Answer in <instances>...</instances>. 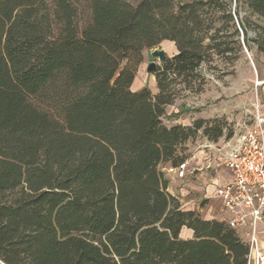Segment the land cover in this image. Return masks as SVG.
I'll use <instances>...</instances> for the list:
<instances>
[{
	"label": "trees",
	"instance_id": "trees-1",
	"mask_svg": "<svg viewBox=\"0 0 264 264\" xmlns=\"http://www.w3.org/2000/svg\"><path fill=\"white\" fill-rule=\"evenodd\" d=\"M86 1L80 24L73 0H0V261L248 264L238 232L184 209L160 166L199 131L224 136L163 118L213 55H264V0ZM162 42L177 53L158 93L134 91Z\"/></svg>",
	"mask_w": 264,
	"mask_h": 264
},
{
	"label": "rangeland",
	"instance_id": "rangeland-1",
	"mask_svg": "<svg viewBox=\"0 0 264 264\" xmlns=\"http://www.w3.org/2000/svg\"><path fill=\"white\" fill-rule=\"evenodd\" d=\"M130 1L136 4L140 0ZM187 1L189 0H175L177 4ZM73 2L79 8V22L83 24L88 13L87 1L73 0ZM242 16H244L243 13ZM253 19L264 24V21L258 20L256 17ZM252 37H255L254 34ZM156 49L164 50L167 54L166 59L177 53L173 43L170 42H162L157 48L144 50L143 61L138 66L136 81L132 87L134 91L148 88L153 96L158 93L156 75L153 72H148L151 62H156L157 68L163 67L164 62H160L158 58L152 56V52ZM260 64H264V56L258 53L255 46L251 51H247L243 47L241 52L229 54V57L213 55L211 61L202 65L200 76L193 80L191 89L180 79L175 83L176 98L173 105L166 108L163 118L164 125L172 127L181 124L192 127L196 121L203 119L209 126L220 125L223 127L224 136L215 143H222L228 138L239 135L247 116L254 112L256 107L260 110L262 107L260 86L263 81L259 79ZM200 86H202L201 91H197ZM212 142L214 141L209 140L202 131H199L195 137L183 144L180 156L185 159L192 157L189 161V173L185 179H179L164 171V168L170 163L160 166L169 180L171 194L180 200L184 209L195 210L202 217L206 210L212 209L213 203L206 200V197L195 188L199 185L196 183L199 180L198 173L208 171L203 167L206 165V161L204 162L203 153L199 151ZM215 178L214 176L213 179ZM210 182L213 181L210 180ZM216 211L217 214L212 212L208 214L209 212H207L205 216L212 218L214 215L217 219L220 216L218 215L220 211L218 208Z\"/></svg>",
	"mask_w": 264,
	"mask_h": 264
},
{
	"label": "built area",
	"instance_id": "built-area-1",
	"mask_svg": "<svg viewBox=\"0 0 264 264\" xmlns=\"http://www.w3.org/2000/svg\"><path fill=\"white\" fill-rule=\"evenodd\" d=\"M203 167L229 176L216 186L221 202L220 222L238 232L248 245V264H264V111L258 107L244 120L241 132L222 143H209L203 150ZM192 159V157H191ZM191 159L168 165L164 171L179 179L189 173ZM217 176V175H216ZM215 182V179H213Z\"/></svg>",
	"mask_w": 264,
	"mask_h": 264
},
{
	"label": "crops",
	"instance_id": "crops-1",
	"mask_svg": "<svg viewBox=\"0 0 264 264\" xmlns=\"http://www.w3.org/2000/svg\"><path fill=\"white\" fill-rule=\"evenodd\" d=\"M259 79L261 81H263V84L260 86V99L262 102L261 110L264 111V64H260V66H259ZM197 176H198L199 180L196 183H197V185L198 184L199 185L195 186V188L198 189V191H200L202 193V195H204V197H206L205 198L206 200H209L210 203H213L212 209L206 210L203 218L211 219V217L205 216L206 213L209 212L208 214H210L214 209V211L212 213L217 214L218 210L216 211V209L217 208L219 209V207L221 205L220 204L221 202L216 195V186L229 176V172L226 169H222L220 172V175L216 176V173L214 171L208 170V171H205L202 173L200 172V174L198 173ZM214 176L216 177L215 182L213 181ZM210 180H212L214 183L210 182ZM207 181H208V184H206ZM205 185H207V187H205ZM169 192H170V189H169ZM213 217H216V216L213 215L212 218ZM261 229L264 232V223L261 224ZM261 240L264 244V234L261 235Z\"/></svg>",
	"mask_w": 264,
	"mask_h": 264
},
{
	"label": "water",
	"instance_id": "water-1",
	"mask_svg": "<svg viewBox=\"0 0 264 264\" xmlns=\"http://www.w3.org/2000/svg\"><path fill=\"white\" fill-rule=\"evenodd\" d=\"M152 56L154 58H158L160 60V62H164L165 59H166V57H167V54L165 53L164 50H158V49H156V50H154L152 52ZM156 69H157L156 62H151L150 65H149V67H148V72H154ZM0 264H4V263H2L0 261Z\"/></svg>",
	"mask_w": 264,
	"mask_h": 264
}]
</instances>
